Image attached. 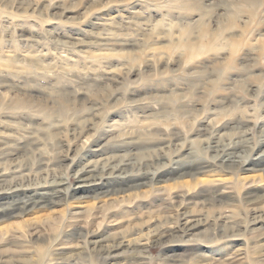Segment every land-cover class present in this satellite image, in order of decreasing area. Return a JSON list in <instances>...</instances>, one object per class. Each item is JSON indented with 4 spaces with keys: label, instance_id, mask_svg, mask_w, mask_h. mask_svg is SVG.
Returning <instances> with one entry per match:
<instances>
[{
    "label": "rangeland",
    "instance_id": "obj_1",
    "mask_svg": "<svg viewBox=\"0 0 264 264\" xmlns=\"http://www.w3.org/2000/svg\"><path fill=\"white\" fill-rule=\"evenodd\" d=\"M104 29L117 39L99 45ZM0 37V61L8 50L47 52L26 69L20 56L0 64V133L15 140L4 161L29 169L33 187L65 183L60 203L5 221L0 260L264 264V224L253 218L264 219V0H0ZM108 140L134 141L115 152L135 157L126 171L148 183L72 196L74 169ZM190 163L202 172L176 174ZM185 213L203 226L176 230ZM102 237L149 242L109 258L89 249ZM236 249L242 258L229 259Z\"/></svg>",
    "mask_w": 264,
    "mask_h": 264
},
{
    "label": "bare ground",
    "instance_id": "obj_2",
    "mask_svg": "<svg viewBox=\"0 0 264 264\" xmlns=\"http://www.w3.org/2000/svg\"><path fill=\"white\" fill-rule=\"evenodd\" d=\"M106 23H102L105 25ZM141 24H144L142 22ZM117 39L116 35H114L110 30L104 29L101 33L98 34L97 39L100 41L99 45H105L106 42L111 40ZM38 43V41H36ZM63 44V43H61ZM0 45H1V37H0ZM16 50H8V55L0 61V64L5 65L7 67H14L16 64V56L22 57L24 60L29 61L30 64L25 66L26 68L32 67L35 64H41L42 58L47 55V52H40L42 50H38L39 53H30L28 50H24L22 52H15ZM105 56L104 53L100 52L93 57L94 59L103 58ZM93 58L91 59L92 61ZM106 59V57L104 58ZM105 61V60H104ZM113 71L110 69L102 70L100 73L91 72V74L95 77V79H100L104 75H112ZM114 124V123H113ZM116 126L105 128L106 131L113 133L116 131ZM114 130V131H113ZM7 132V131H6ZM10 135L6 133H0V234L7 235L8 234V226L5 221L9 218H19L23 217L26 214L33 213L36 208L40 207H47L50 205L60 203V200L63 196V186L65 183H53V184H46L42 187V189H38L30 184H27L30 179L28 176L30 175L31 171L22 167L21 165H12L8 164L4 160L6 159L7 155L10 153L8 143L14 142L15 140L9 141ZM20 142V140H17ZM95 141V140H94ZM231 142V141H230ZM233 142V141H232ZM130 141L126 140H108L107 142H103L101 144H97L95 148H92V156L97 157V159H90L86 160L80 165L76 166L74 170H76L75 177L77 178L76 184L73 187L72 196H86L87 194H93L94 196L98 195H115L119 192H125L129 189H136L139 188L147 183L146 178L148 177L147 172H129L127 173L126 167L135 164V157L121 155L118 159V154H116V150H121L126 148L128 144H132ZM173 144V143H172ZM166 143H163V146L160 148H165ZM112 150L113 155H108ZM90 153V152H89ZM89 155V154H88ZM90 157V156H89ZM237 157V156H236ZM216 158V157H215ZM219 158V157H218ZM217 158V159H218ZM259 161H264V151H262L258 157ZM73 159L71 165L73 164ZM224 160L227 161V167L236 164V159L233 156L229 155L224 157ZM192 163L184 166L179 165L177 167H173L174 169L177 168L179 175H189L194 173H201L202 167H196L194 169H189L188 166ZM174 165V164H173ZM176 166V165H175ZM185 167V168H183ZM164 171V170H163ZM166 171V170H165ZM172 174V173H171ZM32 176V175H31ZM166 176V175H165ZM164 176V177H165ZM151 179H153L151 177ZM217 181L213 179L212 181ZM33 183V182H32ZM81 193L82 195H77ZM84 194V195H83ZM85 209L84 205L81 202L76 204L74 210L72 211V215H79L81 211ZM195 215V214H194ZM262 216L256 215L253 218L257 220V223L263 222L264 219L261 218ZM253 219V220H254ZM202 218L195 217L191 214H184L179 223L175 225L177 227L176 230L183 231L184 233L192 232L194 230L199 229L203 226ZM262 224V223H261ZM170 225V224H169ZM173 224L171 229L163 228L161 230H153L151 234V241L155 242H162L165 240V237L171 235L175 230L173 229ZM161 228V226H160ZM151 230V231H152ZM150 231V232H151ZM172 231V232H170ZM148 235V234H147ZM146 235V237H147ZM145 237V236H144ZM149 237V236H148ZM150 238V237H149ZM147 238V239H149ZM145 239V238H144ZM91 246L89 249L91 251L96 252L99 255H106L109 258H115L119 255V251L121 250H135V248L140 246H145L148 244V240L143 239H133V238H119L118 240H111L107 238H100L95 241L91 240ZM65 249H71V247H65ZM237 253L236 256L229 257V259H241V249H236ZM70 251V250H69ZM264 255V249L261 252ZM141 258L140 256H138ZM62 264H72L69 260H62ZM58 263V262H57ZM0 264H9L8 259L2 258L0 260ZM14 264H20L19 262H15ZM108 264H114V262L109 261Z\"/></svg>",
    "mask_w": 264,
    "mask_h": 264
}]
</instances>
